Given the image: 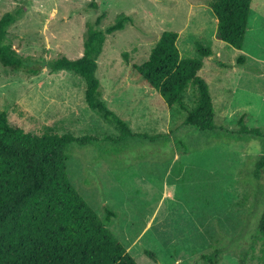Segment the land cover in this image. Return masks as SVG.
<instances>
[{"label": "rangeland", "instance_id": "obj_1", "mask_svg": "<svg viewBox=\"0 0 264 264\" xmlns=\"http://www.w3.org/2000/svg\"><path fill=\"white\" fill-rule=\"evenodd\" d=\"M0 0V16L24 11L7 41L27 58L26 71L0 65V112L24 131L91 135V143L68 147V178L138 264H210L201 255L219 250L214 264H264L255 225L264 206V170L252 176L264 155V0H253L241 49L215 37L217 20L209 0ZM124 12L133 24L107 35L96 75L102 99L130 127L148 137L115 140L118 133L87 108L84 81L44 62L82 53L85 24L101 15L100 28ZM163 30L178 32L182 57H198V75L209 88L215 129L183 123L184 111L167 107L132 64L148 57ZM211 48L199 56L195 42ZM126 54V60L124 59ZM244 62L237 64V56ZM30 69L37 71L31 72ZM189 86L184 102L194 104ZM150 252L153 257L145 252Z\"/></svg>", "mask_w": 264, "mask_h": 264}, {"label": "trees", "instance_id": "obj_2", "mask_svg": "<svg viewBox=\"0 0 264 264\" xmlns=\"http://www.w3.org/2000/svg\"><path fill=\"white\" fill-rule=\"evenodd\" d=\"M253 0H209L217 20L215 37L227 45L241 49ZM87 6L96 9L97 0ZM23 6L0 16V65L26 71L27 58L19 55L7 41L8 28L21 18ZM101 15L86 22L82 53L77 58L59 56L44 62L49 70L69 71L84 81L83 99L87 108L110 124L118 135L115 140L148 136L134 131L102 99L100 80L96 75L103 43L115 31L133 24V18L118 13L113 22L100 28ZM178 32L163 30L151 47L148 57L132 64L147 86L157 91L167 107L184 111L183 123L199 131L215 129V112L206 80L198 75L202 61L198 57H182L176 45ZM199 56L212 50L195 42ZM126 60V54L123 55ZM244 62V54L237 56ZM36 72V69H30ZM196 88L194 104L186 105L184 92ZM246 113L237 118L238 132L264 137L257 128L245 126ZM91 135L75 136L58 133L52 126H43L40 133L24 131L0 112V264H138L105 223L115 216L106 209L103 217L85 201L68 178L67 161L70 144L91 143ZM264 155L254 163L252 176L261 177ZM255 239L261 240V261L264 263V206L255 225ZM153 257L150 252H145ZM218 249L201 255L214 264Z\"/></svg>", "mask_w": 264, "mask_h": 264}]
</instances>
